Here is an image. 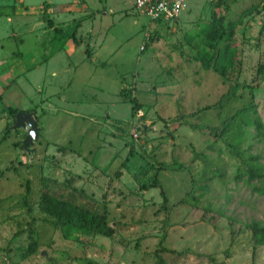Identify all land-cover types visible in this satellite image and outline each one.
Returning <instances> with one entry per match:
<instances>
[{
  "label": "rangeland",
  "instance_id": "1",
  "mask_svg": "<svg viewBox=\"0 0 264 264\" xmlns=\"http://www.w3.org/2000/svg\"><path fill=\"white\" fill-rule=\"evenodd\" d=\"M42 2L77 44L53 38ZM132 2L0 0V264H264L246 228L264 223V0H186L169 23ZM215 18L237 22L225 79L194 60ZM7 107L34 113L29 152ZM44 193L102 212L112 235L64 240Z\"/></svg>",
  "mask_w": 264,
  "mask_h": 264
},
{
  "label": "trees",
  "instance_id": "2",
  "mask_svg": "<svg viewBox=\"0 0 264 264\" xmlns=\"http://www.w3.org/2000/svg\"><path fill=\"white\" fill-rule=\"evenodd\" d=\"M218 0L216 3L220 2ZM47 4L42 2V14L41 20L46 24L48 28L53 30V38H57L64 45L68 40L73 43H78L75 39L74 34L65 35L62 31L56 27H53L51 20L47 14ZM237 26V22H228L226 27L222 24V19L215 18L209 23H202L199 25V29L196 31V37L200 38L204 42V46L197 50V55L194 60L200 64V67L204 70L212 68V70L221 78L225 79L228 73L233 71L238 62V51L233 45V31ZM221 40H224L225 44L219 52V58L222 59L223 65L214 64L210 65V59L207 55V50H211L214 53L216 45ZM257 73L260 77L264 76V65H259L257 67ZM134 103V100L130 101ZM8 115L13 119L16 110L6 108ZM255 128L257 135H262L261 125L256 122ZM8 129V128H7ZM21 148V147H20ZM259 174L254 171H249L247 174V181L252 179H258ZM159 193L162 197L163 202L165 197L162 190L157 186ZM39 210L44 215L48 216L53 220L55 228L59 230L61 237L64 240L76 242L78 236L89 237L91 235H99L103 237H110L112 235V229L109 227L105 220V216L102 212L93 209L92 207L85 206L83 204L75 202L73 199L66 200L55 198L53 196L44 193L38 204ZM249 230L254 245L264 246V223H258L251 221L246 225ZM28 243L25 252L22 254V258H26L32 255L36 251V241L33 239V231L29 229L28 231ZM157 264H160L158 261Z\"/></svg>",
  "mask_w": 264,
  "mask_h": 264
},
{
  "label": "built area",
  "instance_id": "3",
  "mask_svg": "<svg viewBox=\"0 0 264 264\" xmlns=\"http://www.w3.org/2000/svg\"><path fill=\"white\" fill-rule=\"evenodd\" d=\"M216 3L218 0H208ZM186 0H133L136 11L156 23L175 22ZM136 137V135H135Z\"/></svg>",
  "mask_w": 264,
  "mask_h": 264
},
{
  "label": "water",
  "instance_id": "4",
  "mask_svg": "<svg viewBox=\"0 0 264 264\" xmlns=\"http://www.w3.org/2000/svg\"><path fill=\"white\" fill-rule=\"evenodd\" d=\"M14 123L11 125V129L20 128L24 130L25 137L21 142V148L19 150L20 153L22 152H29L28 146L31 143H34L38 139V128H37V121L35 119L33 112H16L13 117Z\"/></svg>",
  "mask_w": 264,
  "mask_h": 264
},
{
  "label": "crops",
  "instance_id": "5",
  "mask_svg": "<svg viewBox=\"0 0 264 264\" xmlns=\"http://www.w3.org/2000/svg\"><path fill=\"white\" fill-rule=\"evenodd\" d=\"M65 44H66V43H65ZM65 44H64V45H65Z\"/></svg>",
  "mask_w": 264,
  "mask_h": 264
}]
</instances>
